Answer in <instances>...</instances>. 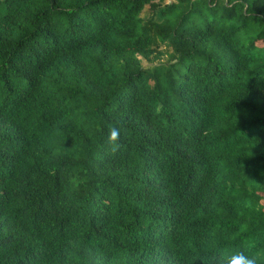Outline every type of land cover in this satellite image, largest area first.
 <instances>
[{"label": "trees", "instance_id": "1", "mask_svg": "<svg viewBox=\"0 0 264 264\" xmlns=\"http://www.w3.org/2000/svg\"><path fill=\"white\" fill-rule=\"evenodd\" d=\"M257 249L264 0H0V264Z\"/></svg>", "mask_w": 264, "mask_h": 264}, {"label": "clouds", "instance_id": "2", "mask_svg": "<svg viewBox=\"0 0 264 264\" xmlns=\"http://www.w3.org/2000/svg\"><path fill=\"white\" fill-rule=\"evenodd\" d=\"M107 143L112 154L120 150L119 127L112 126L109 128ZM217 264H264V250L257 249L249 253L222 250L217 253Z\"/></svg>", "mask_w": 264, "mask_h": 264}, {"label": "rangeland", "instance_id": "3", "mask_svg": "<svg viewBox=\"0 0 264 264\" xmlns=\"http://www.w3.org/2000/svg\"><path fill=\"white\" fill-rule=\"evenodd\" d=\"M162 1H163V2H168V1H170V0H162ZM148 7H149L148 4H146L145 7H144V10L142 11L143 14H145L146 12H148V10H147ZM143 63H144V64H147V62H146L145 60H143Z\"/></svg>", "mask_w": 264, "mask_h": 264}]
</instances>
